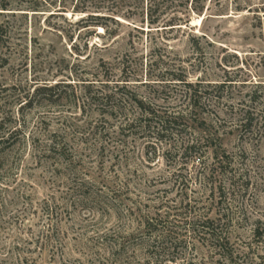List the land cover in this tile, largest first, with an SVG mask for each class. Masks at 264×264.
<instances>
[{
	"label": "rangeland",
	"instance_id": "rangeland-1",
	"mask_svg": "<svg viewBox=\"0 0 264 264\" xmlns=\"http://www.w3.org/2000/svg\"><path fill=\"white\" fill-rule=\"evenodd\" d=\"M159 2L0 0V264H264V0ZM183 82L203 96L171 148L92 101L174 112ZM206 220L232 260L193 229Z\"/></svg>",
	"mask_w": 264,
	"mask_h": 264
},
{
	"label": "trees",
	"instance_id": "trees-1",
	"mask_svg": "<svg viewBox=\"0 0 264 264\" xmlns=\"http://www.w3.org/2000/svg\"><path fill=\"white\" fill-rule=\"evenodd\" d=\"M159 1L160 0H150L151 11L153 8L160 7ZM195 3H199V0H174L171 5L177 4L187 6V10H190L191 12H197V8L194 7ZM7 36V31L4 29V26L0 25V56L3 55V48L6 44L4 40L8 39ZM183 84L189 89L187 94L189 93L190 104H188L184 109L174 112H169L167 110L161 111V109H158L154 104L137 98L131 99L133 104L130 108H128L127 104H123V98L121 97L119 99L122 103L111 104L115 103L111 102L113 101L112 95H102L99 96V98H92V101L99 106H102L103 114H107L108 116L112 117L116 114L121 116L119 121H121L120 134L122 136L129 137L132 135L142 134L146 135L145 137H150L152 139L154 138L159 143H166L171 148L173 144H175L173 137L175 135L178 136V134H181L182 131H185V128H189V126L192 125L194 121H197L199 116V107L197 105V101L203 96V84L199 83L194 85L185 82H183ZM53 90V87L41 89V91L44 92H52ZM206 91L207 90H205V92ZM247 119L249 120L251 118ZM200 131L201 135H199V137L188 139L187 142H181L180 146L177 148L181 158H185L188 154L197 152L199 144L202 143V141L206 143L210 140V137L207 135L208 130L202 128ZM98 133L102 135L101 132H96L94 134L97 135ZM6 142L7 141L5 140H0V145L5 144ZM46 151L54 159L64 161H67L69 159L68 157L72 153L71 148H69V144L64 142L62 139L59 140L57 135L51 136L49 144L46 146ZM216 160L218 161V165L221 166V164H223V160H220L218 155H216ZM144 222L147 226V229L157 226V224H155V218L149 216ZM194 223L193 229L202 228L203 233L209 237V240L215 241V246L219 249L221 255L224 258L231 260L233 259V253L229 252L228 248H226L229 242L226 240V238H223L217 234L213 226V221L206 220L203 222L201 227L198 226L197 222ZM167 237L175 240L172 236ZM167 259L165 258L163 260H159L158 262L163 264L164 261H173Z\"/></svg>",
	"mask_w": 264,
	"mask_h": 264
},
{
	"label": "bare ground",
	"instance_id": "bare-ground-1",
	"mask_svg": "<svg viewBox=\"0 0 264 264\" xmlns=\"http://www.w3.org/2000/svg\"><path fill=\"white\" fill-rule=\"evenodd\" d=\"M197 22H200V20H198Z\"/></svg>",
	"mask_w": 264,
	"mask_h": 264
}]
</instances>
